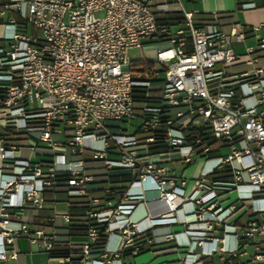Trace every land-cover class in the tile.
Returning <instances> with one entry per match:
<instances>
[{
    "label": "built area",
    "instance_id": "1",
    "mask_svg": "<svg viewBox=\"0 0 264 264\" xmlns=\"http://www.w3.org/2000/svg\"><path fill=\"white\" fill-rule=\"evenodd\" d=\"M171 12L182 21L160 16ZM193 13L180 0H0V264L15 258L21 236L41 244L47 264H66L76 251L79 264H105L143 249L139 236L161 223L182 225L198 244L186 264L201 256L264 264L262 68L226 73L241 57L231 39L243 40V30L225 32L217 13L195 23ZM133 47H152L142 59L154 68L132 66ZM254 52L246 47L251 64ZM136 117L133 132L121 127ZM173 156L182 170L165 162ZM199 159L189 184L184 170ZM123 174L130 177L113 203L110 177ZM98 177L107 182L100 197L90 194ZM59 189L86 198L84 212L55 209L45 222L59 216L86 233L32 228L22 214ZM233 189L237 198L223 205ZM140 204L144 213L133 218ZM108 233L120 236L118 250L93 257ZM61 244L70 253H58Z\"/></svg>",
    "mask_w": 264,
    "mask_h": 264
},
{
    "label": "crops",
    "instance_id": "2",
    "mask_svg": "<svg viewBox=\"0 0 264 264\" xmlns=\"http://www.w3.org/2000/svg\"><path fill=\"white\" fill-rule=\"evenodd\" d=\"M183 7L192 11L195 23L205 24L213 20V13H217L218 22L225 32H229L234 24L239 25L244 32V39L237 40L232 37L231 45L233 49L241 54L240 59L232 62L225 68L229 74H240L252 70L253 68H262L261 76L264 77V49L257 48L259 37H264V0H253L255 6L252 8H241L237 6L236 0H180ZM167 14L160 15L165 17ZM261 24V27L254 29ZM255 48L253 55L257 56V61L253 64L247 61L245 55L246 47ZM169 161V160H167ZM167 161H165L167 163ZM181 161V160H180ZM182 162V161H181ZM183 163V162H182ZM184 165V164H183ZM177 169L180 167L173 165ZM186 170V169H185ZM184 170V172H185ZM129 175H116L110 177L113 185L117 188L116 195L112 202L118 200L122 186L129 179ZM95 185L90 194L93 196H103L102 188L106 186V180L97 178ZM190 184V183H189ZM95 186V188H94ZM86 198L81 196L70 197L65 190H46L44 193V204L41 209L26 207L22 210L24 217L30 221L31 227L42 226L46 231L55 230L58 234L63 235L66 222L61 217H56L54 224L45 222V217L49 216L53 210H68L71 214L80 215L84 212ZM144 213L143 205L136 207L132 217L140 218ZM146 222H142L144 225ZM150 238H146L145 235ZM173 234V238H167L166 235ZM145 235H140L139 239L145 240L143 249L133 254L124 251L119 256L112 255L110 260L105 264H186L184 257L186 253L190 259L194 252H198L199 246L196 241L191 240L184 232L182 225L173 223L156 224ZM120 236L117 233H108L101 237L99 243L91 247V255L97 257V253L102 250H118ZM14 247L16 249L15 258L8 259L2 264H47L48 256L39 242H30L26 237L15 238ZM67 247L64 244L58 248ZM193 252L189 249L193 248ZM79 253H73V258H79ZM188 259V260H189ZM200 260L201 262L199 263ZM217 264L216 259L210 256H201L197 258L194 264Z\"/></svg>",
    "mask_w": 264,
    "mask_h": 264
},
{
    "label": "rangeland",
    "instance_id": "3",
    "mask_svg": "<svg viewBox=\"0 0 264 264\" xmlns=\"http://www.w3.org/2000/svg\"><path fill=\"white\" fill-rule=\"evenodd\" d=\"M27 32L28 33H32L33 32V28H32V26L30 24L27 27ZM151 51H152V47L151 48L150 47L149 48H146V47H144V48L133 47V48L128 49L127 54H128V56H129L130 59L136 60V59H142L145 56H151L152 55L151 54ZM140 122H141V119L139 117H136V118H134L132 120H129V121H123L121 123V127L123 129H127V131H129V132H133L135 130L136 126H138L140 124ZM113 125L116 126L117 123L116 124H113ZM111 130H112V132L113 131L116 132V131H119L120 129L119 128H111ZM222 151H223V153L228 152V147H223L222 148ZM202 162H203V159H199L195 163H193V164L189 165L188 167H186V170L184 172V175L188 179H189V177H194L197 174V172H198V170H199ZM167 164L170 167H174L173 165H177V166H180V167H184L183 163L179 159H177L176 156L175 157L173 156L172 159H170L169 161H167ZM177 170L179 171L181 169H177ZM188 181H189V183H193L192 182L193 181L192 179H189ZM236 198H237V193L233 189V190H231L229 192V199H227L226 201L222 202V204L223 205H226L229 202L235 200ZM58 210H62V209H58ZM249 251H251V246H249Z\"/></svg>",
    "mask_w": 264,
    "mask_h": 264
},
{
    "label": "trees",
    "instance_id": "4",
    "mask_svg": "<svg viewBox=\"0 0 264 264\" xmlns=\"http://www.w3.org/2000/svg\"><path fill=\"white\" fill-rule=\"evenodd\" d=\"M164 21L168 22H180L183 19V15L180 12H171L168 13L164 18H162ZM132 66H138L142 69L145 68H154V63L151 61H146L144 59H136L132 60ZM87 228L79 223V222H72L68 223L66 226H64V233L63 235L66 234H72V235H78V234H84L86 233ZM58 253L60 254H67L70 253V250L67 247L64 248H58ZM80 258H72L70 262L66 264H79Z\"/></svg>",
    "mask_w": 264,
    "mask_h": 264
}]
</instances>
